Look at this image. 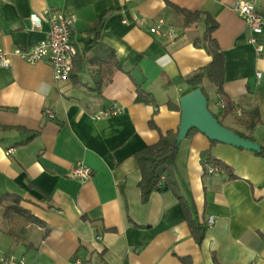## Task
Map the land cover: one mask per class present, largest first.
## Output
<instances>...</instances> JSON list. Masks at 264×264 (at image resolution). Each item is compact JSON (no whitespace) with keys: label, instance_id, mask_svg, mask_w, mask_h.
Segmentation results:
<instances>
[{"label":"crops","instance_id":"1","mask_svg":"<svg viewBox=\"0 0 264 264\" xmlns=\"http://www.w3.org/2000/svg\"><path fill=\"white\" fill-rule=\"evenodd\" d=\"M168 1L218 22L211 35L224 56L222 87L233 114L222 115L221 98L214 85L207 89V79L201 87L226 129L264 145V51L256 54L248 41L253 35L264 47V27L251 33L233 9L240 0ZM244 1L264 14V0ZM50 9L76 16L73 64L82 86L71 78L55 80L47 59L30 64L11 54L45 38ZM159 19L174 36L148 31ZM182 23L166 0H0V48L10 61L0 68V126L10 127L0 128V198L20 196V205L45 223L44 228L18 215L5 218L0 207V257H12L11 264H188L182 258L189 264H264V157L254 151L212 145L199 131L179 142L174 175L194 220L205 226L200 243L170 190H154L141 201L134 153L168 130L178 131L181 112L169 103L179 106L194 90L185 78L211 61L197 42L203 19ZM109 49L121 69L97 94L96 76ZM138 89L146 100L137 99ZM112 105L116 114L94 117ZM255 107L261 122L249 131L244 113ZM208 149L236 178L220 167L205 174L202 153ZM78 163L92 170L90 179L71 176Z\"/></svg>","mask_w":264,"mask_h":264},{"label":"trees","instance_id":"2","mask_svg":"<svg viewBox=\"0 0 264 264\" xmlns=\"http://www.w3.org/2000/svg\"><path fill=\"white\" fill-rule=\"evenodd\" d=\"M167 4H169L172 8H174L178 13L183 16V25L189 26L191 24H195V22L202 20L205 25L204 32L202 37L197 42H201L205 47L207 52L211 56V61L205 67H201L192 73L191 76L185 78V84L190 86L192 89L200 88L203 95L207 99L208 106V98L203 92V88L201 84L204 79H207L212 85L216 87V93L220 96L222 101V115L227 116L229 114H233L234 112V104L228 98V96L223 91V79H224V56L223 53L215 41L212 38V32L216 28L217 23L208 13H204L201 11H190L184 8L177 7L171 4L168 0ZM95 26L97 27V22L92 24L91 27L94 31ZM98 34L96 33V38ZM109 57L105 59V65L101 68L96 76L95 80V91L97 94L101 93L102 87L104 83L110 80L112 74L115 70L121 69L118 61L115 58L114 52L109 49ZM79 68H76L73 64L72 71L70 73L69 78L72 79V83L75 86H82L83 84L77 77V72ZM143 92L141 89H138V100L144 101L146 98L142 97ZM169 106L175 110H180V107L172 102L169 103ZM217 119L218 117L213 114ZM244 116H248V119L243 122L245 128L247 130H252L258 123L261 122L259 110L257 107L246 111ZM239 120L240 118L237 117ZM218 122L221 124V121L218 119ZM2 129H7L10 127L0 126ZM198 131L195 128H191L187 131L185 138H188L191 134ZM177 132L172 130H168L164 135L160 136L159 140L152 144L145 146L134 153V156L137 160L138 167L140 170V180L138 183V187L140 189L141 201L145 202L148 200L150 194L154 190H170L174 196L178 199L180 206L182 208V212L185 215L186 222L188 224L190 233L196 243H200L204 238L205 234V226L199 224L194 220L192 216L191 207L186 200L185 197L180 193V189L178 183L175 178V159L178 153L179 143L177 142ZM239 136L245 139H249L254 141L253 138L244 133L236 132ZM31 138L26 139L25 141L20 142V144H25ZM211 144L214 145L218 143L217 141L210 140ZM264 142V141H263ZM256 154L264 157V145H260L259 150L254 151ZM202 156L206 157L211 163H215L218 167L222 168L227 174L229 179H234L236 176L232 173L231 168L222 162L219 159L213 158L210 155V150H206L202 153ZM163 178V187H160L159 183ZM20 196L13 193H4L0 198V207H3V216L5 218H9L13 215H18L24 218L25 220L37 224L41 227L45 228V223L40 218L32 214L30 210L27 208L24 209L22 205H20ZM182 261L189 264L188 258H182Z\"/></svg>","mask_w":264,"mask_h":264},{"label":"built area","instance_id":"3","mask_svg":"<svg viewBox=\"0 0 264 264\" xmlns=\"http://www.w3.org/2000/svg\"><path fill=\"white\" fill-rule=\"evenodd\" d=\"M233 9L246 22L251 33H259L264 27V14L257 10L254 3L240 0L234 4ZM45 14L49 24L45 38L33 45L31 44L28 48H15L11 54L30 64L47 59L52 66L54 79L67 80L73 68L74 55H76V49L71 40L76 16L74 14L64 15L56 9L46 10ZM30 18L32 28L38 27L39 24L36 16L31 15ZM123 22L128 23L127 20ZM135 23L142 24L143 21L136 20ZM147 28L149 32L158 36L172 37L175 34L172 28L167 29L165 27V22L162 19H159L154 25H148ZM248 41L254 45L256 54L264 51L263 45L258 43L253 35L248 38ZM8 58L9 53L0 48V68L9 67L10 61ZM255 76L259 79L260 72H257ZM117 108L116 105H112L109 108L101 109L94 117L99 118L108 114H116L119 111ZM47 114L52 116L49 110ZM7 153L9 154L8 150ZM202 166L205 174H213L219 170V167L215 163L213 164L207 159L203 160ZM91 175L92 170L82 163L76 164L71 170V176L79 180L90 179ZM211 223L212 217H208L207 224L210 225ZM12 262V257H0V264H11ZM18 264L25 263L23 260H20Z\"/></svg>","mask_w":264,"mask_h":264},{"label":"water","instance_id":"4","mask_svg":"<svg viewBox=\"0 0 264 264\" xmlns=\"http://www.w3.org/2000/svg\"><path fill=\"white\" fill-rule=\"evenodd\" d=\"M201 89H194L179 100L180 123L177 131V142L185 138L191 128L197 129L205 134L210 140L230 144L238 148L257 151L260 145L249 139L242 138L236 132L226 129L218 122L207 106V99L200 92Z\"/></svg>","mask_w":264,"mask_h":264},{"label":"rangeland","instance_id":"5","mask_svg":"<svg viewBox=\"0 0 264 264\" xmlns=\"http://www.w3.org/2000/svg\"><path fill=\"white\" fill-rule=\"evenodd\" d=\"M207 83V89L209 90H213L214 89V86L211 84V83H209V82H206ZM208 108H209V110H212V108H211V106L210 105H208ZM215 114V113H214ZM219 119H220V116H219V114H215Z\"/></svg>","mask_w":264,"mask_h":264}]
</instances>
